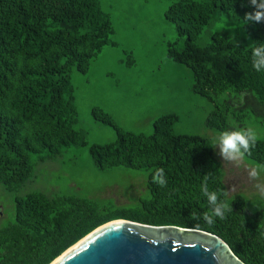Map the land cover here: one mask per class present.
I'll return each mask as SVG.
<instances>
[{
    "label": "trees",
    "instance_id": "obj_1",
    "mask_svg": "<svg viewBox=\"0 0 264 264\" xmlns=\"http://www.w3.org/2000/svg\"><path fill=\"white\" fill-rule=\"evenodd\" d=\"M169 1L163 24H174L178 39L171 42L164 35L160 45L166 43L167 59L190 71L192 92L212 104L206 128L223 133L247 129L249 119L264 124V66L259 72L252 66L253 48L264 44V21L245 24V14L254 11L250 0ZM225 15L235 27L214 30ZM114 32L99 0H0V184L7 191L25 187L38 165L56 160L64 149L87 146V131L75 127L73 72L87 73L105 46L117 45ZM92 117L117 133L113 143L90 147L96 167L150 173L149 198L125 209L84 196L18 197L14 222L0 229V264H51L118 219L206 231L243 264H264V208L251 214L246 197L228 196L211 140L174 133L175 114L159 117L152 136L123 131L97 106ZM242 157L264 166V140L257 138ZM159 169L163 187L155 179ZM205 182L231 205L225 219L216 218L211 226L193 218L209 211L201 192Z\"/></svg>",
    "mask_w": 264,
    "mask_h": 264
},
{
    "label": "rangeland",
    "instance_id": "obj_2",
    "mask_svg": "<svg viewBox=\"0 0 264 264\" xmlns=\"http://www.w3.org/2000/svg\"><path fill=\"white\" fill-rule=\"evenodd\" d=\"M99 2L111 16L115 31L111 39L117 45L105 46L87 73L73 72L79 112L75 127L87 131L88 144L68 147L56 160L38 165L35 179L16 192H9L0 184V229L15 220V199L31 193L90 197L125 209L135 208L142 199L149 198L150 173L124 167L100 170L94 164L90 147L113 143L117 134L92 117L96 105H105L116 126L134 135L152 136L153 123L167 114L179 117L174 125L177 135H199L215 145L221 134L205 126L212 104L192 92L190 71L167 59L166 43L164 47L160 45L164 35L171 42L178 39L176 26L170 22L163 24L171 1ZM226 19L227 15L223 16L214 30L231 31L235 23ZM206 40L209 41L205 37L203 41ZM110 81L119 85L120 91H113ZM245 127L253 129L257 138L264 140V124L257 125L249 119ZM241 129L234 127L235 131ZM218 153L219 146L215 148V155L223 167L228 196L246 197L251 214L263 209L264 194L255 185H264V166L243 157L226 161ZM253 170L257 173L254 180L249 178Z\"/></svg>",
    "mask_w": 264,
    "mask_h": 264
},
{
    "label": "water",
    "instance_id": "obj_3",
    "mask_svg": "<svg viewBox=\"0 0 264 264\" xmlns=\"http://www.w3.org/2000/svg\"><path fill=\"white\" fill-rule=\"evenodd\" d=\"M51 264H243L218 236L118 219L81 239Z\"/></svg>",
    "mask_w": 264,
    "mask_h": 264
},
{
    "label": "clouds",
    "instance_id": "obj_4",
    "mask_svg": "<svg viewBox=\"0 0 264 264\" xmlns=\"http://www.w3.org/2000/svg\"><path fill=\"white\" fill-rule=\"evenodd\" d=\"M250 5L253 6L254 11L246 13L244 16L245 24L259 23L264 21V0H250ZM252 66L256 71H261L264 66V44L254 47L252 50ZM257 135L251 128L241 129L239 131H225L221 133L213 148L219 146V153L226 161H235L249 152L255 146ZM250 179H256V171L249 173ZM160 186H165L166 181L163 178V169L157 170L155 177ZM255 187L264 194V185L256 184ZM202 194L207 197L209 204V211L202 214H193L194 219H203L209 226L216 222V218L220 220L225 219L226 213L231 212V205L218 197L216 192H210L207 182L201 185Z\"/></svg>",
    "mask_w": 264,
    "mask_h": 264
},
{
    "label": "crops",
    "instance_id": "obj_5",
    "mask_svg": "<svg viewBox=\"0 0 264 264\" xmlns=\"http://www.w3.org/2000/svg\"><path fill=\"white\" fill-rule=\"evenodd\" d=\"M111 84H112V83H111V81H110V88L113 89V91H114V90H116V91H120V88H121V87H120L119 85L116 86V84H112V85H111ZM96 106L99 107V108H101V109H103V110H105L106 113H108L110 116H112V113L106 109V106H105V105H100V106L96 105Z\"/></svg>",
    "mask_w": 264,
    "mask_h": 264
}]
</instances>
